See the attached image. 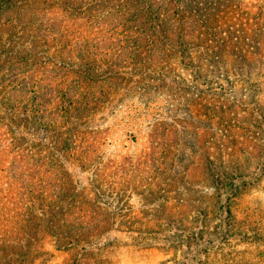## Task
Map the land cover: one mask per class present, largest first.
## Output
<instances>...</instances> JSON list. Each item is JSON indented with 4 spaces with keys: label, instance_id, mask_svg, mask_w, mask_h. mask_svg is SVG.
Instances as JSON below:
<instances>
[{
    "label": "rangeland",
    "instance_id": "obj_1",
    "mask_svg": "<svg viewBox=\"0 0 264 264\" xmlns=\"http://www.w3.org/2000/svg\"><path fill=\"white\" fill-rule=\"evenodd\" d=\"M71 5V30L57 37L88 44L89 56L69 53L64 40L45 42L37 32L34 39V30L20 38L18 27L0 51L13 74L18 67L39 79L50 73L54 84L42 80L51 85L46 119L63 120L52 85H76L64 89L75 106L57 128L18 115V92L7 93L9 71L2 76L0 264L71 260L55 247L52 211L36 199L45 183L21 178L28 167L43 174L61 165L78 208L84 190L93 195L94 168L111 188L99 198L112 217L99 241L106 264H264V0ZM140 5L169 10L165 18L182 24L184 34L135 43L136 34L123 28L133 27L129 13ZM139 17L142 23L148 15ZM226 176L239 194L221 191Z\"/></svg>",
    "mask_w": 264,
    "mask_h": 264
},
{
    "label": "trees",
    "instance_id": "obj_2",
    "mask_svg": "<svg viewBox=\"0 0 264 264\" xmlns=\"http://www.w3.org/2000/svg\"><path fill=\"white\" fill-rule=\"evenodd\" d=\"M72 0H0V51H3L6 47V39L12 37L17 33L18 36L23 37L29 30L32 31L34 39L40 35L44 38L45 42H52L61 45L64 40L65 46L69 48V53L79 54L81 57L89 56L84 53V50L88 52L87 46L84 45L82 49L78 46L79 42H72L70 38L57 35H61L71 30V26H67L66 18L67 14L71 13L72 19L77 15L74 13L77 9L71 5ZM169 10H161V8H152L151 5L148 8L140 7L137 10H133L130 14L135 23L133 27L125 28V30L132 31V34H136L134 42L139 44L140 41L147 44H154V42H162L172 40L175 36L184 34L185 27L177 22L172 23L171 19L165 18L168 16ZM139 15H148V18L144 22H140ZM91 39V38H87ZM85 39V40H87ZM81 45V44H80ZM80 49V50H78ZM183 52V51H182ZM89 53V52H88ZM80 58H78L80 60ZM83 59V58H82ZM5 70L9 71V75L12 81V87L7 90V93L11 92V95H16L18 92V115L22 114L25 118H31L34 123H42V119L49 121V124L55 122L59 124L57 128H61L63 124L68 122V117H71V113L74 109V101L67 102L68 92H73L76 85L73 80H66L63 83L52 85V87L60 90L56 98L54 108L60 113L59 116L62 121H53L48 118L46 112L50 109L47 107L49 100V87L50 84H54L50 73L43 72V77L38 78L36 74L30 71H21L18 67V73L13 74L14 66L11 64L8 67L2 64L0 61V92H3L6 85V81H2V76ZM69 77V76H68ZM74 78V77H69ZM46 79L50 84L47 86L42 85V80ZM18 81V82H17ZM80 83L79 77L77 78ZM18 84V88L17 87ZM62 85H64L62 87ZM39 87V89L37 88ZM74 95V94H73ZM20 102H26L27 106L20 105ZM67 103V104H66ZM46 111V112H45ZM42 112L44 115H41ZM45 116V117H44ZM92 178V194L84 190L79 196L81 199L80 207H76L71 199L75 197V191H72L69 187H72L71 178L69 172L63 165L58 166L51 172L48 171L42 173L41 169L34 167H28L21 175L23 182L27 185H31L38 178L41 177L42 183L40 190L36 191V199L45 202L46 206L52 211L51 216V235L54 238L55 247L58 250H64L71 253V260L66 264H106V258L103 256L102 248L99 241L105 235L112 222L110 223V216H108V207L101 204L100 197L107 196L111 192L110 186L106 184L105 177L99 173L97 169H93ZM49 173L51 175H49ZM226 182L223 184L221 191L231 196H235L240 193V186L233 181L234 177H225ZM54 179H58L60 182L55 184ZM78 208V209H77ZM228 207V211H230ZM113 216V213H110Z\"/></svg>",
    "mask_w": 264,
    "mask_h": 264
}]
</instances>
